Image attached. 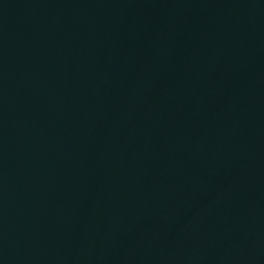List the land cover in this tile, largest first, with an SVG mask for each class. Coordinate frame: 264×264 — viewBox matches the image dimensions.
Wrapping results in <instances>:
<instances>
[{
	"label": "water",
	"instance_id": "95a60500",
	"mask_svg": "<svg viewBox=\"0 0 264 264\" xmlns=\"http://www.w3.org/2000/svg\"><path fill=\"white\" fill-rule=\"evenodd\" d=\"M0 264H264V0H0Z\"/></svg>",
	"mask_w": 264,
	"mask_h": 264
}]
</instances>
